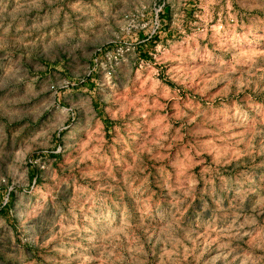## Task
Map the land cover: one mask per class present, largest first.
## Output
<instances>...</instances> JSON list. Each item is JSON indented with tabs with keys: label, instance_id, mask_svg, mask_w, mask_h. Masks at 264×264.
Masks as SVG:
<instances>
[{
	"label": "rangeland",
	"instance_id": "rangeland-1",
	"mask_svg": "<svg viewBox=\"0 0 264 264\" xmlns=\"http://www.w3.org/2000/svg\"><path fill=\"white\" fill-rule=\"evenodd\" d=\"M0 264H264V0H0Z\"/></svg>",
	"mask_w": 264,
	"mask_h": 264
}]
</instances>
